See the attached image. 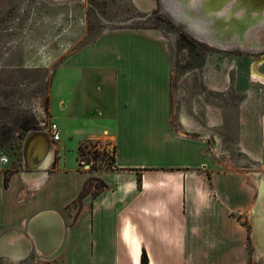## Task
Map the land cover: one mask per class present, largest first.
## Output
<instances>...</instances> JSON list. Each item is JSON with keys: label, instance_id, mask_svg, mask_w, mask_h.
I'll use <instances>...</instances> for the list:
<instances>
[{"label": "crops", "instance_id": "0c3cea01", "mask_svg": "<svg viewBox=\"0 0 264 264\" xmlns=\"http://www.w3.org/2000/svg\"><path fill=\"white\" fill-rule=\"evenodd\" d=\"M61 65L71 84L66 105H49L51 159L40 172L24 154L19 168L0 162V264H142L144 252L149 264H248L256 188L229 162L263 152L254 80L234 79L241 105L196 97L175 112L167 43L139 28L108 30ZM207 86L231 88L221 74ZM72 139L112 144L113 167L65 165Z\"/></svg>", "mask_w": 264, "mask_h": 264}, {"label": "rangeland", "instance_id": "374dc122", "mask_svg": "<svg viewBox=\"0 0 264 264\" xmlns=\"http://www.w3.org/2000/svg\"><path fill=\"white\" fill-rule=\"evenodd\" d=\"M120 28L156 30L167 43L173 60L175 112L182 107L190 114L196 97L208 104L241 105L245 95L235 94L232 87L234 79L244 74L254 80L260 105H264V83L253 77L254 73L264 77V27L250 31L259 45L256 48H225L194 36L189 26L165 9L162 0H0V158L7 156V165H22L24 140L30 131H49L54 122L49 105L67 104L71 72L61 64L68 55L102 33ZM217 74L224 75L231 88L219 93L210 89L208 82ZM89 142L106 153L96 156L94 147L85 146L79 156V146ZM82 143L72 139L60 150L65 165L95 169L91 166L95 159L105 166L113 161L112 144ZM89 159L90 166H86ZM229 166L246 173L256 188V203L258 183L264 178V141L260 157L247 158L237 152ZM262 207L264 211V201ZM243 222L249 235L248 264H264V252L255 239L258 221L247 212Z\"/></svg>", "mask_w": 264, "mask_h": 264}, {"label": "bare ground", "instance_id": "6f19581e", "mask_svg": "<svg viewBox=\"0 0 264 264\" xmlns=\"http://www.w3.org/2000/svg\"><path fill=\"white\" fill-rule=\"evenodd\" d=\"M162 1L165 9L171 13L174 19L180 23L184 22L189 26L190 32L198 39L225 48L241 46L246 49L259 46L254 42L255 36L249 34L253 27H264V10L257 12L248 11L245 6L232 0H205L198 2H196L197 0H190L188 5L191 7L189 8L181 7L180 4H182V2H179L178 0ZM223 2H225L224 6L221 4ZM197 4L201 5L202 9L207 14L206 16H204L202 11L196 10L197 8H195V5ZM209 15L211 19L206 18L207 16L209 17ZM213 15H217L221 18H215ZM218 36H222L225 39L221 41ZM215 37H217V39ZM246 39L249 40V43L246 42ZM253 77L255 81H261L264 83V77L262 74L254 73ZM36 132L38 131H32L28 136L33 137V139L27 149L28 159L26 165L34 167L41 164L39 167H43L51 159L53 149L51 142L48 141L49 139L47 137L44 138L42 135H34ZM27 140L28 138L26 141ZM48 142L51 145L49 151ZM258 184L260 188L259 197L256 203L252 205L249 212L256 218L259 224V234L255 236V239L259 251L262 253L264 252V211L262 207L264 201V178L261 179Z\"/></svg>", "mask_w": 264, "mask_h": 264}, {"label": "water", "instance_id": "95a60500", "mask_svg": "<svg viewBox=\"0 0 264 264\" xmlns=\"http://www.w3.org/2000/svg\"><path fill=\"white\" fill-rule=\"evenodd\" d=\"M179 2H182V4H180L181 5V7H183V8H189V7H191V6H189L188 5V2H190V0H178ZM198 1H205V0H197L196 2H198ZM221 1V0H220ZM223 1V0H222ZM224 1H226V0H224ZM232 1H236V3H240L241 5H243V6H245L247 9H248V11H263L264 10V0H232ZM222 4V6H224V4H225V2H223V3H221ZM195 8H197L196 10H200V11H202V13H204V16H206L207 14H206V12L202 9V7H201V5L200 4H197V5H195ZM213 17H215V18H221V17H219V16H217V15H213ZM207 19H211V17H210V15H209V17L207 16L206 17ZM223 22H225V21H223ZM219 37V36H218ZM216 39H217V37H215ZM219 39L221 40V41H223L225 38L224 37H222V36H220L219 37ZM33 131H38V132H36L34 135H42L44 138H48L49 139V136L45 133V132H43V131H40V130H33ZM30 132H32V131H30ZM29 132V133H30ZM29 133H28V135H27V137L25 138V140H24V146H23V149H24V152H23V157H24V160L25 161H27V159H28V157H27V149H28V147H29V145H30V143H31V141H32V139H33V137H28L29 136ZM33 136V135H32ZM28 138V140L26 141V139ZM26 141V142H25ZM49 142H51V140L49 139L48 140ZM48 142V151L50 150V148H51V145H50V143ZM35 165V164H34ZM41 164H38L37 166H34V167H30V166H27L26 164L24 165L27 169H29L30 171H35V172H40L42 169H37L39 166H40Z\"/></svg>", "mask_w": 264, "mask_h": 264}, {"label": "trees", "instance_id": "16d2710c", "mask_svg": "<svg viewBox=\"0 0 264 264\" xmlns=\"http://www.w3.org/2000/svg\"><path fill=\"white\" fill-rule=\"evenodd\" d=\"M85 146L86 147H88V146L94 147V153H95L96 156L98 154L104 155L106 153L105 151H102L96 143L94 145H92L91 142H89V143H86V144L82 143L79 146V156L82 155V152L84 151ZM102 160H104V158ZM112 160L113 161H107V159H106V161H107L108 164H106V166H105V165H102L101 163H98V161H96V159H95L93 161V163L91 164V166L93 168H95V169H100V168H104V167H106V168H112L113 167V164H114V156L112 157ZM90 161H92V160L91 159L87 160V162H90ZM93 179H94V177L91 178L88 181V183H87L88 186H89V184L91 183V181ZM6 180H7V178H6ZM99 183H100V187L99 188H102V187L105 188V187H107V185L103 181H99ZM85 190H86V188H85ZM142 264H149V260H148V257H147L146 252L143 253Z\"/></svg>", "mask_w": 264, "mask_h": 264}, {"label": "built area", "instance_id": "2783aa9c", "mask_svg": "<svg viewBox=\"0 0 264 264\" xmlns=\"http://www.w3.org/2000/svg\"><path fill=\"white\" fill-rule=\"evenodd\" d=\"M48 129H49L48 133H49V136L51 138V141L53 143L58 142L61 139L60 127H59L58 123H56V122L50 123ZM8 160H9L8 157L5 155L1 156V158H0V161L2 163H7ZM90 163L91 162H87L86 166H90Z\"/></svg>", "mask_w": 264, "mask_h": 264}]
</instances>
